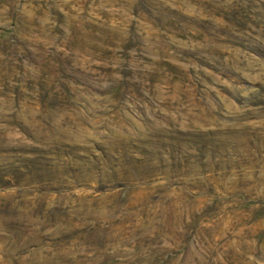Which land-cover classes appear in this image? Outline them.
<instances>
[{"label":"rangeland","instance_id":"1","mask_svg":"<svg viewBox=\"0 0 264 264\" xmlns=\"http://www.w3.org/2000/svg\"><path fill=\"white\" fill-rule=\"evenodd\" d=\"M0 264H264V0H0Z\"/></svg>","mask_w":264,"mask_h":264}]
</instances>
